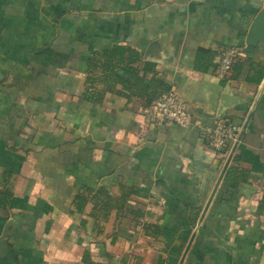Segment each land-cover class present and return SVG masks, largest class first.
I'll return each mask as SVG.
<instances>
[{"label":"crops","instance_id":"0c3cea01","mask_svg":"<svg viewBox=\"0 0 264 264\" xmlns=\"http://www.w3.org/2000/svg\"><path fill=\"white\" fill-rule=\"evenodd\" d=\"M263 6L0 0V264H264V45L246 44ZM118 46L139 58L118 79L163 80L198 123L152 124L146 96L90 87V60ZM226 85L244 102L217 117ZM218 118L243 128L223 174L235 140L204 136Z\"/></svg>","mask_w":264,"mask_h":264},{"label":"trees","instance_id":"16d2710c","mask_svg":"<svg viewBox=\"0 0 264 264\" xmlns=\"http://www.w3.org/2000/svg\"><path fill=\"white\" fill-rule=\"evenodd\" d=\"M135 56V57H134ZM238 57L234 59L236 62ZM138 54L133 50H128L123 46H118L113 48L112 50L103 51L99 54H96L90 60V72L87 79L88 84L90 87L95 88L97 83H101L104 85L103 93L107 91H114L116 84H121L123 92L122 94H128L130 97L135 96L138 98L147 99V104L144 105L145 107L152 106L156 104V102L161 98V96L170 90V85L160 80L159 78L152 77L146 89H139L133 86L128 85L124 80L118 79L115 76V70L121 69L130 72H137L138 70L131 66L133 63L138 61ZM233 65V64H231ZM146 70L152 71L153 64L145 63ZM216 66L215 69H217ZM231 68V66H230ZM97 71L99 73H97ZM263 72H260V78L262 77ZM92 91V90H88ZM116 91V90H115ZM96 95H102V92L96 91ZM90 97V96H89ZM91 98V97H90ZM11 197V193L7 190L0 192V206H5ZM79 200V197L77 198ZM81 200V199H80ZM77 203V202H76ZM78 210L81 207V204L78 202L77 204Z\"/></svg>","mask_w":264,"mask_h":264},{"label":"built area","instance_id":"2783aa9c","mask_svg":"<svg viewBox=\"0 0 264 264\" xmlns=\"http://www.w3.org/2000/svg\"><path fill=\"white\" fill-rule=\"evenodd\" d=\"M264 3V0H259ZM240 49L230 47L223 51L221 61L216 69L219 78H226L230 66L234 59L240 55ZM143 115L152 124L175 123L182 127H187L198 122L193 120L190 112L186 109L181 96L173 89L165 92L156 104L142 110ZM239 128L227 118H218L212 126L204 128L206 143L220 150L225 147L228 140H236Z\"/></svg>","mask_w":264,"mask_h":264},{"label":"water","instance_id":"95a60500","mask_svg":"<svg viewBox=\"0 0 264 264\" xmlns=\"http://www.w3.org/2000/svg\"><path fill=\"white\" fill-rule=\"evenodd\" d=\"M259 42L264 45V6L258 11L256 16L254 17V19L250 25L247 38H246V44L247 45H257ZM156 45H157L156 41L152 42L149 45L148 49L146 50L147 56L145 55L144 59H147L148 55H150L152 53V51L153 52L156 51V48H155ZM157 55H158L157 59L161 60V58H162L161 53L157 52ZM241 102H244V100L240 96L234 94L230 85H226L220 94L219 104H218V107L216 110V116L220 117L227 110L233 108L235 105H237ZM242 131H243V128L239 131L238 136L235 140V143L229 152V155L227 157L226 164L223 168L222 174L224 173V170H225L228 162L230 161V159L232 157V154L236 148L238 140L240 139ZM222 174H221V176H222ZM6 229H7V226H6L3 234L0 235V256L3 255L4 253L7 254V252H8L7 248L5 246ZM192 238H193V236L190 238L189 244L191 243Z\"/></svg>","mask_w":264,"mask_h":264}]
</instances>
